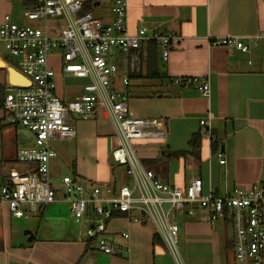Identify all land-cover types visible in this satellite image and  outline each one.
I'll return each mask as SVG.
<instances>
[{
    "label": "crops",
    "instance_id": "crops-1",
    "mask_svg": "<svg viewBox=\"0 0 264 264\" xmlns=\"http://www.w3.org/2000/svg\"><path fill=\"white\" fill-rule=\"evenodd\" d=\"M80 1H91L89 12L103 21L110 20L114 0ZM126 1L130 33L146 27L173 36L167 61L158 52L164 78L145 79L149 83L139 79L135 84L138 96L127 101L135 117L156 119L158 128L165 132L163 139L134 142L142 163L148 161L147 166L143 165L179 188L200 177L204 193L224 195L236 187L264 184V38L251 40L264 31V0ZM27 6L29 3L24 0V8ZM4 15L0 12V23ZM12 15L21 16L18 19L24 22L21 14ZM224 36L238 37L249 45V50L242 51L235 43L212 44ZM129 58L132 62L131 54ZM133 61L135 68L145 74V62L138 55ZM51 66L57 72V95L64 103L72 102L80 95L85 81L61 76L58 56L51 59ZM177 78H198L196 87L206 80L210 93L203 96L187 80L177 83ZM0 85L6 94L10 85L5 70H0ZM0 112V168L8 171L17 166L16 158L9 161L8 156L16 157L22 145L33 142V136L26 129L11 125L2 107ZM69 120L75 124L76 138L52 144L55 157L50 161L49 172L55 201L40 205L36 211L27 210L23 217H15L7 208L0 209V264H180L151 220L139 211L117 213L108 221L105 238L118 244L117 254H104L94 247V242H89V225L74 218L73 206L64 194L63 178L71 177L87 192L94 186L117 188L126 184L121 181L127 176L132 178L125 166L112 160L115 127L103 108L90 119L70 116ZM201 120L209 125H201ZM198 133L199 162L188 156L153 161L164 151L189 150L191 138ZM21 135L24 137L20 139ZM214 138L219 142L215 154ZM218 153L225 163L219 162ZM53 181L61 186H54ZM61 189L62 195L58 193ZM190 209L193 213H188ZM87 214L95 217L91 211ZM171 221L179 226L181 264H235L229 220L211 222L208 210L189 204L174 212ZM123 233L129 237H123Z\"/></svg>",
    "mask_w": 264,
    "mask_h": 264
},
{
    "label": "built area",
    "instance_id": "built-area-1",
    "mask_svg": "<svg viewBox=\"0 0 264 264\" xmlns=\"http://www.w3.org/2000/svg\"><path fill=\"white\" fill-rule=\"evenodd\" d=\"M21 22L12 14H5L0 23V58L17 69L29 81V87H12L5 94L2 110L11 125L29 131L33 142L17 151V167L8 171L0 168V209L7 208L15 217H23L27 210L36 211L40 205L55 201L49 164L55 151L54 142L76 138V128L70 116L90 119L103 108L115 127L116 145L112 160L127 168L131 184L113 188L86 187L63 178L64 194L73 206L78 222H87V236L94 247L107 255L120 251L118 244L105 238L107 223L117 213L139 211L156 227L168 250L182 263L178 250L179 226L171 215L192 204L208 210L211 222L229 220L232 232V254L235 264H264V184L236 187L224 195L204 193L203 181L194 177L185 188L168 184L155 172L147 169L134 145L144 139H163L165 132L158 128V120H143L129 110L124 94L117 90L118 67L115 59L122 54L128 73L122 82L129 84L130 54L143 44L155 41L167 61L173 36L161 30L139 28L130 33L127 22V1L114 0L109 21L84 11L80 0H27ZM264 38V31L252 36V41ZM235 36H224L212 42L215 46L235 43L242 51L249 45ZM1 52L17 59V66L8 63ZM59 58V74L84 80L80 95L64 103L56 93L57 72L51 59ZM195 86L199 94L208 96L209 82L198 78H177V83ZM201 125H209L201 120ZM212 139V132H208ZM221 164L222 154H217ZM168 205V208H165ZM93 214L90 217L87 212ZM188 213H193L192 209ZM138 220V219H135ZM123 237L128 238L126 233Z\"/></svg>",
    "mask_w": 264,
    "mask_h": 264
},
{
    "label": "trees",
    "instance_id": "trees-1",
    "mask_svg": "<svg viewBox=\"0 0 264 264\" xmlns=\"http://www.w3.org/2000/svg\"><path fill=\"white\" fill-rule=\"evenodd\" d=\"M91 1H87L83 3L84 11L89 12L91 7ZM158 45L155 41H149L146 44H143L138 50H134L131 52L132 59L138 55V57L143 60L146 64V73L142 74L141 71L137 70L136 68L134 70H130L129 79H147V80H159L164 78V75L159 70V61H158ZM130 88V85L128 86ZM5 87L0 85V109H1V103L5 96ZM129 90V89H128ZM201 134L198 133L194 135L189 143V150H178V151H164L162 152L159 159L153 160L162 162L166 159H173L180 156H188L193 158L195 161L199 162L200 156V146H201ZM219 142L214 138L212 143V151L213 154L217 152L219 149ZM145 166H147L148 161H143Z\"/></svg>",
    "mask_w": 264,
    "mask_h": 264
},
{
    "label": "rangeland",
    "instance_id": "rangeland-1",
    "mask_svg": "<svg viewBox=\"0 0 264 264\" xmlns=\"http://www.w3.org/2000/svg\"><path fill=\"white\" fill-rule=\"evenodd\" d=\"M23 9H24V0H0V12H3L4 14L6 13H12V14H22L23 13ZM111 9V8H110ZM98 8L95 9V13L96 15L98 14ZM97 17V16H96ZM1 55L3 56V58L10 64H13L14 66H17V59L16 58H12L7 56L4 52H1ZM126 56L124 54H122L120 56V58L115 59V63L118 67V75H117V80L118 82L117 84V90L122 92L123 94H125L126 96V102L128 101V99L133 100L134 98H136L135 96H138V93L135 91V84H137V82H139V79H132L131 80V86H130V90L128 91L127 86L124 85L122 82V79L124 77L125 74L128 73V66L127 64L123 61V59H125ZM58 66V65H57ZM145 81V79L143 80ZM147 83H149V81H145ZM142 85V84H141ZM11 88L8 86L7 91L9 92ZM2 114V112H0V115ZM2 122L4 123V125H7V122L2 120ZM5 128H11L12 127H5ZM29 132V131H28ZM31 134V133H30ZM32 136V134H31ZM24 137L23 135L20 136V139ZM10 158L9 161H15V156L13 154H10V156H8ZM12 167V166H8ZM17 166H13V168H15ZM131 179L127 176L123 181L126 184H130L131 183ZM54 184V186L60 187L61 183L60 182H52ZM59 194L62 195V189L58 192ZM57 193V194H58ZM93 206H90L91 212H93ZM165 208H168V205H165Z\"/></svg>",
    "mask_w": 264,
    "mask_h": 264
},
{
    "label": "water",
    "instance_id": "water-1",
    "mask_svg": "<svg viewBox=\"0 0 264 264\" xmlns=\"http://www.w3.org/2000/svg\"><path fill=\"white\" fill-rule=\"evenodd\" d=\"M131 68L132 70L135 69V63L132 60L131 62ZM0 70H5L8 73V83L12 87H29L30 86V81L23 75L21 74L17 69L14 67L7 65L5 61H3L0 58ZM223 146L221 147V152H223Z\"/></svg>",
    "mask_w": 264,
    "mask_h": 264
}]
</instances>
